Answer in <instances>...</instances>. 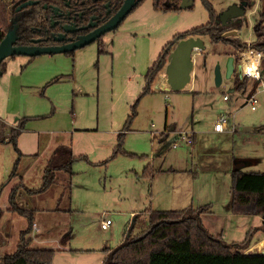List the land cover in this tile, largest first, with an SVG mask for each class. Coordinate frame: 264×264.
<instances>
[{
  "label": "rangeland",
  "instance_id": "1",
  "mask_svg": "<svg viewBox=\"0 0 264 264\" xmlns=\"http://www.w3.org/2000/svg\"><path fill=\"white\" fill-rule=\"evenodd\" d=\"M209 1L218 16L240 3ZM253 1L238 35L230 37L256 41L254 25L264 14V0ZM209 20L202 0L171 12L143 0L116 30L73 54L5 60L0 119L8 127L24 119V130L16 145L0 143L2 257L13 254L29 230V247L55 250L53 264H102L104 249H115L128 235L147 230L150 210L208 204L213 214L209 224L230 243L236 229L227 219L236 162L244 163V171L264 172V78L256 87L249 78L236 90L238 70L229 78L227 64L238 50L204 37L206 48L194 52L192 80L183 91L165 88V66L154 92L143 96L147 71L164 46L176 34ZM218 65L220 86L215 79ZM254 93L259 99L256 110L248 104ZM222 115L230 117L231 126L217 134L214 125ZM126 125L122 150L115 154ZM183 132L195 135L193 146L181 142L173 147ZM72 159L71 169L62 168ZM149 165L156 171L153 177L144 175ZM48 171L53 182L42 191ZM14 188L16 205L33 212L32 226L28 216L11 209ZM105 218L113 221L106 230L101 227ZM201 219L205 225L203 215ZM263 229L248 231L244 240L252 231L253 240L243 252L264 254Z\"/></svg>",
  "mask_w": 264,
  "mask_h": 264
},
{
  "label": "trees",
  "instance_id": "2",
  "mask_svg": "<svg viewBox=\"0 0 264 264\" xmlns=\"http://www.w3.org/2000/svg\"><path fill=\"white\" fill-rule=\"evenodd\" d=\"M30 0H13L11 3H0V43L4 40L10 28L18 25V40L16 45L34 47L35 40L48 33L60 29L51 24L52 7L70 10L77 17L79 25L88 23L93 14L98 15V24L103 25L121 8L124 0H32L36 4L17 11L18 6ZM110 2V14L105 12L104 4ZM248 7L255 4L246 0ZM67 2L70 5H67ZM209 12L208 23L183 33L176 34L162 49L159 57L148 69L145 76L143 96L154 92L152 86L163 68L167 66L170 53L179 41L189 37H209L212 43L233 45L236 50L254 47L264 53V14L254 25L256 41L248 44L235 37H224L227 31L242 27V22H230L224 26L218 22L219 17L209 0H202ZM181 0H153V7L162 12L181 11ZM44 5L48 8L45 9ZM81 14V16H79ZM63 19V18H60ZM65 21H62L64 23ZM44 44H49L42 41ZM69 52L66 54H73ZM15 57V56H13ZM34 58V57H31ZM237 62V60H235ZM0 76L6 72L5 61L0 65ZM236 90H242L248 84V77L235 76ZM255 80V79H254ZM255 87L260 80H255ZM133 117V116H132ZM130 118V121L132 119ZM15 126L8 125L0 119V143L10 141L16 145L17 139L24 130V119H19ZM129 130L128 125L119 134V143L115 154L121 152L124 135ZM75 161L72 159L62 168L71 169ZM155 169L150 165L145 168L144 175L153 177ZM15 173V172H14ZM53 173L47 172L42 188L46 190L53 182ZM232 191L229 210L234 215L261 216L264 218V172L232 171ZM16 188L12 190L10 202L12 210H17L29 217L31 226L33 212L21 209L15 203ZM211 213V205H204L181 210H150L149 227L137 236L128 235L125 241L115 249H105L103 264H264V254L245 253L253 240V231L243 242H226L223 233L213 235L203 224L201 215ZM264 227V225H263ZM264 230V229H263ZM28 231L21 235L16 251L5 257L0 255V264L14 263L23 260L24 264H53L55 250L30 248Z\"/></svg>",
  "mask_w": 264,
  "mask_h": 264
},
{
  "label": "water",
  "instance_id": "3",
  "mask_svg": "<svg viewBox=\"0 0 264 264\" xmlns=\"http://www.w3.org/2000/svg\"><path fill=\"white\" fill-rule=\"evenodd\" d=\"M140 1L141 0H125L119 11L105 25L96 28L95 30L85 36H82L75 42L64 45L34 47L18 46L16 45V42L18 40V25L14 24L13 27L10 28L4 40L0 43V65L8 57L18 55L37 57L45 54H65L85 47L93 43L106 33L116 30L125 20V18L134 10V8L137 7ZM194 1L195 0H181L180 8L182 10L189 9L194 5ZM36 3V1H27L18 6L17 10L19 11L22 8ZM44 7L47 8V5H45ZM247 7L248 2L246 0H242L239 4L230 6L220 15L218 22H221L224 26H227L235 19H238L239 22H242L245 18ZM93 26H95V24L92 23L89 26L83 27L81 29H88ZM66 30H68V28H66ZM238 32L239 31L237 29L230 30L224 33L223 36H237ZM56 40L62 41L64 40V38L58 37L56 38ZM205 48V42L201 37H189L178 42L176 47L169 55L168 64L165 69L166 81L171 91H183L186 86L190 84L195 67L194 52L196 50L204 51ZM235 71V57L231 56L227 64L228 77H232ZM215 75L216 85L220 86L222 84V73L220 65L216 67Z\"/></svg>",
  "mask_w": 264,
  "mask_h": 264
},
{
  "label": "built area",
  "instance_id": "4",
  "mask_svg": "<svg viewBox=\"0 0 264 264\" xmlns=\"http://www.w3.org/2000/svg\"><path fill=\"white\" fill-rule=\"evenodd\" d=\"M1 2L11 3L13 0H0ZM250 44V43H248ZM264 53L254 47H249L244 50H239L236 54L235 59L237 60V70L241 78H252L255 80L262 81L264 78L263 73L261 72L262 58ZM229 96H224L225 101H229ZM248 104L251 106L253 110L257 109V105L259 104V99L257 95L254 93L248 98ZM230 117L227 115H222L220 119L215 123L214 130L216 132H225L230 127ZM234 133L235 127H232L230 130ZM181 142H185L188 145L194 144L193 134L190 132H183L176 136L173 141V147L180 146ZM113 221L111 218H105L101 222V227L106 230L111 227Z\"/></svg>",
  "mask_w": 264,
  "mask_h": 264
},
{
  "label": "flooded vegetation",
  "instance_id": "5",
  "mask_svg": "<svg viewBox=\"0 0 264 264\" xmlns=\"http://www.w3.org/2000/svg\"><path fill=\"white\" fill-rule=\"evenodd\" d=\"M32 1V0H30ZM95 1H99V0H95ZM125 1V0H124ZM143 0H141L139 2V4L142 2ZM153 1V0H152ZM242 0H240L241 2ZM139 4L137 6H139ZM67 5H70L69 2H67ZM31 6V5H30ZM45 6V5H44ZM104 7H105V12H107V14L109 15L110 14V2H106L104 4ZM122 7V6H121ZM45 8V7H44ZM48 8V6H47ZM45 8V9H47ZM248 8V7H247ZM23 9V8H22ZM21 9V10H22ZM56 9V10H55ZM135 9V8H134ZM19 10V11H21ZM52 10V18H51V24H52V27L55 28L57 27L58 29H60L59 31L57 32H52V33H48L46 35H42L41 37H39L38 39L35 40V45L37 46H57V45H64V44H69V43H72V42H75L76 40H78L79 38H81L82 36H85L87 34H89L90 32H92L93 30H95L96 28H99V27H102L103 25H99L98 24V15L96 14H93L88 23L86 24H82V25H79L78 24V21H77V17L75 15L72 14V12L70 10H62L61 8L59 7H52L51 8ZM18 11V10H17ZM119 11V10H118ZM117 11V12H118ZM116 12V13H117ZM115 13V14H116ZM114 14V15H115ZM113 15V16H114ZM79 16H81V14H79ZM112 16V17H113ZM111 17V18H112ZM60 18H63V19H60ZM62 21H65L64 23H62ZM234 21H238V19H235ZM233 21V22H234ZM95 24V26L91 27V28H88V29H81L83 27H87L89 26L90 24ZM122 24V23H121ZM120 24V25H121ZM66 28H68V30H66ZM104 36V35H103ZM100 37L98 38L97 40H100L101 38ZM58 37H62L64 38V40L62 41H57L56 38ZM96 40V41H97ZM42 41L46 42V43H49V44H44ZM95 42V41H94ZM76 51V50H75ZM75 51H71V52H75ZM69 53V52H68ZM66 54V53H65ZM235 70H237V66H236V63H235Z\"/></svg>",
  "mask_w": 264,
  "mask_h": 264
},
{
  "label": "crops",
  "instance_id": "6",
  "mask_svg": "<svg viewBox=\"0 0 264 264\" xmlns=\"http://www.w3.org/2000/svg\"><path fill=\"white\" fill-rule=\"evenodd\" d=\"M247 43H251V42H247ZM236 60V59H235ZM236 63V61H235ZM237 66V65H236ZM167 83V82H166ZM168 84L165 86V88H168ZM172 131H175V127L173 126L172 128ZM213 131L217 134H222L220 132H216L214 129ZM193 136H195L193 134ZM176 138V137H175ZM195 138V137H194ZM238 165H237V169H241V167L244 166V163L242 162H236ZM234 171V170H233ZM191 207V206H189ZM188 207V208H189ZM213 215L211 213H208V214H204L203 215V220H204V223H205V226L206 228L210 231V232H216V234H220L222 232L219 231V229H215L214 227H212L210 224H209V220H210V216ZM208 219V220H207ZM227 219L230 221L229 225L231 227H234L236 228L235 231L230 234V243L232 242H240V241H243L245 238H246V234L248 233V231L252 228V227H255V228H258V227H261L262 225H264V218L261 217V216H245V215H234V214H230ZM109 229V228H108ZM215 230V231H213ZM213 235H216L214 233H212ZM224 237L228 238V236L226 235H223ZM108 249V248H107ZM105 250V249H104ZM59 251H68L67 248H60ZM72 252V251H71ZM246 253V252H245ZM104 261V259H103ZM103 264V262H102Z\"/></svg>",
  "mask_w": 264,
  "mask_h": 264
}]
</instances>
